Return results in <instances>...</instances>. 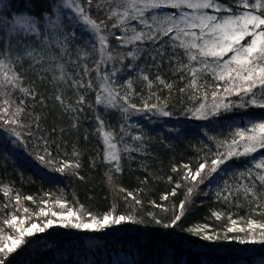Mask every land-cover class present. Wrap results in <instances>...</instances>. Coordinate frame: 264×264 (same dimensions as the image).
<instances>
[{
	"label": "trees",
	"instance_id": "16d2710c",
	"mask_svg": "<svg viewBox=\"0 0 264 264\" xmlns=\"http://www.w3.org/2000/svg\"><path fill=\"white\" fill-rule=\"evenodd\" d=\"M221 2L233 4V0ZM62 4L63 0H0V41L23 36V30L15 24L16 17H35L41 30H44V14L51 13L49 19L55 20L59 16L62 28L49 27V34L67 33L71 36L75 33L76 39L72 42L84 48L89 34L82 30L79 23H69L70 19ZM96 4L102 5V8L97 10ZM54 8L59 11H53ZM105 9V0H94L92 18L97 21L106 19L108 13ZM112 22L114 21L109 22V29L120 34V29H111ZM132 23L140 28L136 22ZM25 39L31 40L33 37ZM109 44L116 51L122 52L128 51L130 47L120 48L115 36L109 37ZM2 47L3 44L0 43V48ZM52 47L55 49V45ZM150 47L154 46L142 45L144 51L135 63L143 66L144 73L152 81L151 87L142 76L138 77L135 70L126 67L132 63L130 59H125L123 64L118 59L109 61L102 65V69L108 72H112L114 68L121 69L116 76L118 81L126 87L127 80H133L130 102L142 109V98L158 105L163 101L165 110L171 113L168 117L153 115L152 112L136 113L130 109L125 120L124 114L119 110L96 106L95 90L85 92L81 89L78 93L70 86V82L58 79V70L42 71L50 66L51 62L47 59L33 65L31 69L29 62H24L23 68L19 69L23 76V86L36 95L33 99L31 94L24 96L18 90L14 93L15 106L23 108V112L17 117L18 125L29 122L25 113L32 114L30 130L36 136L47 138L50 158L45 156L43 162L37 159V151L44 155L43 141H34L32 136L26 135L28 128L17 126L21 139L28 142V147L25 148L23 144L17 145L15 138L0 127V247L4 248L0 252V261L3 264H264V244L241 245L234 240L203 241L186 231L189 227L207 225L209 231L223 235L226 227L230 226L229 217L242 226H246L249 218L264 222V195H261L264 185L257 180L256 196L245 195L243 186L249 181L246 177L242 179L240 175L253 159L264 157V149L247 157L229 159L221 166V171L213 174L190 194V202L186 204L185 214L178 226H162L179 214L181 201L185 200L188 189L193 187L194 182L184 180L187 169L183 165L188 164L195 171L199 163H205L208 169L211 160L216 158L214 153L218 149L222 154L227 152V145L232 140L230 127L249 119L260 120L264 117V109H237L222 112L208 120L191 118L189 110L198 107L201 102H212V93L217 91V83L218 96H222L226 102L237 98L224 93V83L215 81L210 73L198 80L196 86L188 87L190 75H186L182 81L179 73L175 72V63L170 64L168 56L162 62L158 61V69L152 67V60L147 52ZM177 51L182 55V50ZM72 58L76 59L75 56ZM96 59H99L98 55ZM182 59L187 63L186 57L182 56ZM85 62L91 63L90 60ZM53 75L57 79H52ZM91 75L95 77L96 73L92 72ZM157 75L166 84H171L172 88L159 84L156 81ZM182 88L185 89L184 92L180 91ZM80 93L85 95L83 111L73 113L66 110L68 103L80 107L76 104ZM57 95L63 97L64 104L56 100ZM5 99L0 97V107L15 112L13 105L4 103ZM20 99L25 100L23 106L19 104ZM97 113L103 117L106 130L113 131L117 138L122 169L119 173L114 170L115 162H104V145L96 132ZM35 117H39V128L36 127ZM74 123L77 125L75 128ZM122 125L128 130V136L123 142L119 140L123 134ZM136 134L143 137L144 150L129 153L125 150V145L141 143L130 138ZM33 143H39L40 148H33ZM221 144L224 147H220ZM74 151L76 156L72 155ZM205 154H208L207 159ZM77 161L79 167H75ZM174 166L177 169L175 172ZM58 167H63L64 171H55ZM109 174L112 175L111 182L108 180ZM177 184L180 185L179 188L176 187ZM225 184L228 191H222L221 198L218 199L217 186L224 190ZM173 189L176 191L174 196L171 195ZM128 193H132V196H128ZM165 193L168 197L162 199ZM229 193L231 195L226 202L223 197L229 196ZM17 196L20 197L19 201ZM28 196L33 197V200L25 199ZM57 199H61L67 206L77 209L82 206L100 216L115 206L114 215L134 214L142 222L124 223L100 232L54 226L44 233L25 237L28 241L26 245L8 253L7 248L12 245L7 237L17 236L18 233L5 220L15 215L26 218L25 226L32 222L42 226V221L46 218L37 215L39 209L45 207L59 211ZM136 199L141 204H135ZM42 200L47 201V205ZM25 207L29 209V213H24ZM213 212L219 214V219ZM152 217L160 219L161 225H157Z\"/></svg>",
	"mask_w": 264,
	"mask_h": 264
},
{
	"label": "snow or ice",
	"instance_id": "6c2138e0",
	"mask_svg": "<svg viewBox=\"0 0 264 264\" xmlns=\"http://www.w3.org/2000/svg\"><path fill=\"white\" fill-rule=\"evenodd\" d=\"M94 0H63L62 7L72 13L70 22L79 23L82 30L89 34L85 42V47L81 48L72 41L76 39L75 33L71 36L67 33L49 34L47 28L55 26L62 28L59 16L55 20H50L51 13L44 14V30L37 23L35 17L19 16L15 18V24L23 30V36H14L12 40L4 39L0 41L3 47L0 48V97H5V104L13 105L15 112L11 109L0 107V127L6 129L10 136L15 138L17 145L23 144L28 147V142L21 139V132L17 126L28 128L26 133L32 136L34 141H43V153L37 151V159L44 161L45 156L50 158L48 140L45 136H36L30 129L32 127V114L25 113L28 117L27 124H19L17 117L23 112V108L15 106L13 99L14 93L18 90L24 96L31 94L35 98V93L23 86V76L19 69L23 68L24 62H29V68L33 65L40 64L47 59L50 63L49 68L42 71H59L58 79L64 82H70L77 92L83 89L87 91H96V106H102L105 109L119 110L124 114L127 120L129 110L136 113L152 112L153 115L168 117L171 113L165 110L164 102L160 105L150 103L149 100L142 98L143 108H138L135 103L129 100L133 94V80H127V86L116 79L121 69H113L112 72L104 71L102 65L109 61L118 59L121 64L125 59H130L132 63L126 65L129 70H135L138 77L142 76L148 86H152L149 75L144 73L143 66L135 63L143 53L142 45L149 44L154 47L147 49L151 60L152 67L159 68L160 62L164 57H169V63H175V72L179 73L180 79L185 80L186 75H190L188 87L197 85L198 80L203 79L206 74H211L215 81L223 82V92L228 96H235L234 101H225L222 96L217 95V91L212 93V102L199 103V106L189 110L191 118L197 120H208L219 116L222 112H232L237 109L246 110L249 107L264 109V0H233L232 5L224 4L221 0H105L106 19L97 21L91 16ZM97 10L102 5H95ZM237 9H240L237 11ZM171 10V11H168ZM58 12L59 9L54 8ZM120 29V34H116L109 29ZM140 25L137 28L135 24ZM147 29V31H145ZM12 32V29H9ZM33 37L28 40L25 37ZM115 36V40L120 48L129 47L126 52L116 51L109 44V37ZM167 37V39H165ZM55 45V49L52 47ZM170 49V51H169ZM177 49L182 50L178 52ZM99 59H96V56ZM75 56L76 59L72 57ZM187 58V63L182 59ZM174 58V61H173ZM91 61V63L85 61ZM27 71V70H25ZM95 72L93 77L91 74ZM52 79H57L53 75ZM85 80L87 81L85 83ZM159 84L171 89V84L159 76H156ZM206 83V82H205ZM184 92L185 89H180ZM194 98V97H193ZM160 100L159 97H156ZM56 100L64 104L61 95L56 96ZM85 95L79 94L76 104L80 107L68 103L66 110L73 113L83 111ZM123 101V103H121ZM19 104H25L24 99H20ZM93 107L92 105H89ZM78 118V117H77ZM36 127L39 128V117H35ZM96 132L102 139L104 145V162L111 164L115 162L114 170L119 173L120 151L118 150L117 138L113 131L106 130V123L103 117L97 113ZM77 125L74 123L73 127ZM234 127V131H233ZM230 127L229 132L232 134L231 144L227 145V152L220 153L219 149L214 153L215 157L211 160V165L206 169L205 163H199V166L192 171L188 164L183 165L187 171L184 180H191L193 187L188 189L185 200L181 201L180 212L176 214L170 223H164V228L177 227L185 214V206L190 202V194L206 180L210 179L213 174L222 170L229 159L247 157L253 153L264 149V117L260 120H246L242 124ZM63 132V130H61ZM122 135L119 140L123 142L128 136V130L121 126ZM133 140L141 142L137 145H125V150L129 153L143 151V137L139 134L130 137ZM87 139V137H85ZM211 139V137H210ZM33 148L39 149V143H33ZM220 147H224L223 144ZM242 149V150H241ZM73 156L77 153L74 151ZM208 154H205L207 159ZM131 158V157H129ZM75 167H79L77 161ZM177 169L174 166L173 171ZM55 171L63 172V167H58ZM241 178L245 177L249 183L243 186L245 195L251 194L256 196V184L258 180L264 185V157L259 160L253 159L249 165L241 172ZM199 177V179H198ZM109 182L112 181V175H108ZM171 180V177H169ZM180 187L179 184L176 185ZM124 191V189H121ZM228 191L227 184L225 189L221 190L217 186V198H221V192ZM173 189L171 195H175ZM208 195V193H204ZM224 196L227 202L230 198ZM264 195V191L261 192ZM132 196V193H128ZM165 193L162 199H167ZM20 197L17 196L19 201ZM27 200H33V197H25ZM47 205V201H41ZM153 204L155 202H152ZM135 204H141L139 199ZM56 206L59 211L52 208L42 207L37 213L40 217H45L42 226L36 222L26 225V218H18L13 215L11 219H6L5 223L11 226L17 236L9 235L7 239L11 241V247L7 248L8 253L14 252L28 241L25 237H33L39 233L58 226L65 229H74L78 231L100 232L106 228L121 225L124 223H141L142 221L135 218L134 214L114 215L115 206L108 213L102 216L93 214L85 210L82 206L77 209L73 206H67L66 203L57 199ZM24 213H29L25 207ZM151 216V214H149ZM213 215L219 219V214L213 212ZM157 225H161V220L152 217ZM230 219V226H227L224 234L213 233L208 230V226H195L186 229L190 234L203 241L219 242L236 241L241 245L261 243L264 244V222H257L251 218L246 220V226H239L237 220ZM243 219V218H241ZM259 230V238H257ZM227 233H242L244 235L229 236ZM4 248L0 247V252ZM3 264V261H0Z\"/></svg>",
	"mask_w": 264,
	"mask_h": 264
},
{
	"label": "rangeland",
	"instance_id": "374dc122",
	"mask_svg": "<svg viewBox=\"0 0 264 264\" xmlns=\"http://www.w3.org/2000/svg\"><path fill=\"white\" fill-rule=\"evenodd\" d=\"M65 12L68 14V19H70V17L72 16V13L69 10H67V9L65 10ZM69 23H70V21H69ZM238 225L242 226V224H239V223H238ZM257 233H259V230H257Z\"/></svg>",
	"mask_w": 264,
	"mask_h": 264
}]
</instances>
